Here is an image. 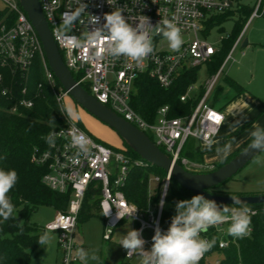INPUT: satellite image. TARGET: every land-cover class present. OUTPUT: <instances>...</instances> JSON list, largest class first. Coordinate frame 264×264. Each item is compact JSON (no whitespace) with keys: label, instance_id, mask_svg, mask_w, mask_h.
I'll return each instance as SVG.
<instances>
[{"label":"built area","instance_id":"1","mask_svg":"<svg viewBox=\"0 0 264 264\" xmlns=\"http://www.w3.org/2000/svg\"><path fill=\"white\" fill-rule=\"evenodd\" d=\"M3 1L11 15L0 21V67H15L26 78V71L38 58L47 91L65 115L62 101L68 96L67 92L57 84L49 69L33 25L17 0ZM39 3L63 61L78 83L85 84L88 92L98 101L146 135H151L153 142L162 146L173 162L195 172L212 168L211 163L190 161L181 155V150L189 138L194 139L200 148H206L208 141L214 144L224 115L207 103V96L223 65L229 59L233 60L232 51L238 39L234 41L217 72L205 81L203 92L190 113L170 117L168 106L163 105L156 110L153 121H149L132 107L130 100L134 94L135 80L140 75H148L161 87L168 88L184 71L200 67L209 61L218 48L199 38L198 32L202 27H207V23L214 16L230 10L233 4L240 8L242 4L239 0H39ZM118 7L124 9L123 15L132 26L138 23L141 15L147 16L153 26L161 19H169L181 28L182 35L192 34L193 37L184 39L178 52L159 50L156 46L162 34L152 29L151 37L155 49L152 54L139 61L123 56L113 58L105 51L104 41H90L89 36L94 27L103 24L104 14ZM251 7L248 19L264 13V0H254ZM92 16L100 17V25L92 24ZM193 89L194 84H188L179 95L180 100H186ZM0 93L10 97L11 90L2 87ZM20 93L22 95L11 106V112H16L19 106L29 108L33 105L32 98L27 97L26 86L21 88ZM74 132L82 133L88 138L87 154L80 152L72 143ZM31 160L45 167L42 182L48 188L70 194L66 208L57 210L43 227L44 231L56 233L60 250L59 264H74L78 260L74 252L77 247L74 232L84 196L91 186L98 188L96 209L103 223L102 238L109 239L116 226L125 219H131L133 223H137L136 229L142 232L150 229V236L142 237L148 248H151L155 228L159 226L162 210L160 204L164 200L165 188L170 179L168 172L162 179L158 203L141 211L126 200L121 188L130 167L147 164L140 159H132L122 149H115L96 140L67 117L65 125L48 133L44 147L33 149ZM155 179L158 182L160 176L155 175ZM251 210L254 214L255 210ZM226 224L208 230L218 234L219 248L227 247L230 241L227 229L224 228ZM208 232L202 233V237L208 239ZM124 256L131 258L133 255L127 256L125 251ZM203 258L204 255L201 259ZM218 261L216 259L214 264Z\"/></svg>","mask_w":264,"mask_h":264},{"label":"trees","instance_id":"2","mask_svg":"<svg viewBox=\"0 0 264 264\" xmlns=\"http://www.w3.org/2000/svg\"><path fill=\"white\" fill-rule=\"evenodd\" d=\"M251 10L252 7L243 5L235 11L238 15L230 34L221 39L220 48L206 62L209 75L214 74L221 65L247 22ZM232 12L228 10L217 15L214 17L215 21L211 20L207 23V28L214 23L225 20L231 16ZM10 15L5 8L0 11V21L5 20ZM197 68L184 71L168 88L161 87L148 75L138 76L134 83V94H132L130 100L132 107L149 121H153L156 110L163 105L168 106L170 117L190 113L200 98L203 89H200L196 96L188 97L184 101L180 100L179 95L184 92L188 84L195 81ZM0 73L2 74L0 90L2 87H8L11 90L10 97L3 96L0 93V169H14L18 174V181L8 194L15 206L13 217L0 224V264H29L31 254L40 246L37 243L39 237L44 234L42 227L30 221V214L39 206L44 205L51 206L56 211L64 210L70 197L69 192L59 193L51 190L42 182L45 167L35 164L31 160V153L35 147L42 148L46 145L48 133L51 130L66 124V116L59 110L53 96L47 91L38 58L33 61L28 71H26V78L15 67H0ZM73 76L75 77V75ZM225 79L234 88L236 94L243 91V87L236 81L229 77ZM57 84L59 83L57 82ZM24 86L27 88V97H31L33 100V105L29 108L19 106L16 112H11L10 108L21 97L20 91ZM82 86L88 91L85 84H82ZM259 115H264V101L261 103ZM255 118L256 116L249 118L236 126L222 141H215L212 148L223 146L227 140L243 133L250 127ZM75 122L81 127L77 121ZM85 131L87 132V130ZM148 136L152 139L151 135ZM251 139V136L245 137L239 143L238 148L215 161L213 168L200 172L211 171L224 164L246 146ZM193 140L191 138L186 141L181 150V155L190 161L202 163L203 154L207 149L200 148ZM122 145L111 146L115 149H122L132 159H139L138 154L123 141ZM159 147L164 151L162 146ZM149 174L160 176L153 193L148 192ZM165 174L166 172L162 169L150 165L130 167L121 188L126 200L133 203L141 211L154 207L159 201L162 191V179ZM217 187L218 185L210 188L209 191L226 195V193L216 189ZM193 195L170 177L164 195L159 226L167 229L171 217L175 214L176 202L191 199ZM97 198L98 188L91 186L84 196L77 217V225L79 222L86 220L91 212L98 214L96 209ZM229 205L232 206V204ZM244 205L255 210V213L251 215L250 235L242 239L228 235L230 239L228 246L219 248V236L215 231L210 230L208 240L215 238L216 244L204 254V258L199 261V264H210L206 261L205 256L214 250L220 253L219 261L216 264H264V203Z\"/></svg>","mask_w":264,"mask_h":264},{"label":"rangeland","instance_id":"3","mask_svg":"<svg viewBox=\"0 0 264 264\" xmlns=\"http://www.w3.org/2000/svg\"><path fill=\"white\" fill-rule=\"evenodd\" d=\"M239 2L242 6L247 7H251L254 4V0H239ZM5 8V2L0 0V11ZM230 10L233 11L230 14L231 16L219 23L212 24L208 28L202 27L201 31L198 32V37L205 39L219 49L221 38L230 34L238 15L235 12L237 11L235 4ZM212 21L215 20L213 19ZM182 36L184 39L193 37L192 34ZM244 40H247L249 44L241 47ZM156 48L159 50H171L163 36L158 39ZM232 57L236 61L231 59L223 65L220 74L214 82L213 89L207 97V103L216 109L222 106L224 114V120L215 141H222L243 120L245 121L254 116L256 118L247 130L235 137V140L233 138L229 139L223 146L204 152L203 163H211L212 168L215 161L238 148L239 143L245 137L250 136L249 133L253 130V126L256 124L260 126V121L264 117V115L258 116L261 109L260 100H264V13L247 20L242 29L240 43L234 48ZM210 77L207 65L203 63L197 68L195 81L193 82L195 89L192 90L189 97L196 96L198 91L203 89L205 81ZM226 77H232L239 83L241 81L247 82L249 85L246 86V89L254 95L246 91L236 94L234 88L226 81ZM62 106L66 117L77 121L96 140L106 144L123 146L122 140L114 130L75 104L70 97L67 96L62 101ZM67 107L73 109L74 115L71 117L67 116L65 111ZM229 143H231V147L227 153L217 152V148H224ZM257 159L261 163H256ZM156 185L155 175L149 174L148 192L153 193ZM216 189L232 195L264 194V152H259L255 155L231 178L219 184ZM55 213L56 210L51 206H39L30 214V221L43 228L53 218ZM224 226L225 229L229 227L228 224ZM102 227V219L95 212H91V215L86 220L78 223L74 232L77 245L74 252L78 260L74 264H141L140 258L136 255L126 258L124 256L125 250L119 245L122 235H125L130 229H136L137 223H133L131 219H125L113 229L109 239L102 238ZM44 233L50 236V241L47 245H40L33 251L29 264H59L60 250L57 246L56 233L48 230L44 231ZM150 234V229H145L142 232L145 238H148ZM145 248L149 249L148 245L145 244ZM80 250L87 252L88 256L81 258L79 255ZM93 254L96 255V260L91 259ZM219 257L220 253L214 250L206 254L205 259L208 263L214 264Z\"/></svg>","mask_w":264,"mask_h":264},{"label":"clouds","instance_id":"4","mask_svg":"<svg viewBox=\"0 0 264 264\" xmlns=\"http://www.w3.org/2000/svg\"><path fill=\"white\" fill-rule=\"evenodd\" d=\"M124 9L117 8L103 16V24L100 25V17L92 16L94 27L90 41H104L105 51L113 58L127 57L134 61L146 58L154 52L151 30L155 29L167 40L169 48L178 52L184 44L181 28L172 20L161 19L155 26L147 16L141 15L138 23L132 26L123 15ZM67 116L74 115L73 109H65ZM239 123V122H237ZM250 148L264 152V127L258 124L253 126L250 132ZM235 140V137H233ZM72 143L79 151L87 154L89 140L84 134H72ZM206 149H212V142L206 143ZM231 143L224 148H217V152L227 153ZM256 163H261L259 159ZM18 181V174L14 169H0V224L13 217L15 206L12 203L9 192ZM232 206L218 204L215 200L206 198L203 194H196L191 199L179 200L175 204V214L166 231H162L157 225L152 237L150 249L145 248L146 241L142 237V230L130 229L122 235L119 245L126 251L127 256L136 255L141 264H199L203 255L215 244V238L208 240L202 237L212 227L227 223L228 235L242 239L250 235L252 210L244 205L239 198L233 196ZM163 200L160 206H163ZM50 236L44 233L39 237L38 244L47 245ZM81 258L88 256L84 250H80ZM91 259L96 260L95 254Z\"/></svg>","mask_w":264,"mask_h":264},{"label":"water","instance_id":"5","mask_svg":"<svg viewBox=\"0 0 264 264\" xmlns=\"http://www.w3.org/2000/svg\"><path fill=\"white\" fill-rule=\"evenodd\" d=\"M17 1L38 35L49 69L59 85L67 92L68 97L86 112L114 130L119 138L138 154L140 160L147 165L168 172L178 185L192 194H203L206 198L215 200L219 204H233L231 198L233 196L239 198L243 204L264 203V194L225 195L209 191L210 188L231 178L259 153V150L250 148L251 141L227 162L211 171H189L180 164L173 162L148 135L98 101L74 79L71 71L63 61L62 54L40 7L39 0ZM246 43L247 40H244L242 46Z\"/></svg>","mask_w":264,"mask_h":264},{"label":"crops","instance_id":"6","mask_svg":"<svg viewBox=\"0 0 264 264\" xmlns=\"http://www.w3.org/2000/svg\"><path fill=\"white\" fill-rule=\"evenodd\" d=\"M243 29V28H242ZM241 33H242V30H241V32L239 33V35L237 36V38L236 39H238L237 40V43H236V45H235V47L240 43V40H241ZM236 39H235V41H236ZM249 44V42L247 41V43L244 45V46H246V45H248ZM244 46H242L241 45V47H244ZM234 47V48H235ZM234 48H233V50H234ZM233 52V51H232ZM224 60V59H223ZM229 60H231V59H229ZM228 60V61H229ZM228 61H226V63L228 62ZM233 61H236V59L233 57ZM223 62V61H222ZM225 63V64H226ZM222 64V63H221ZM221 66V65H220ZM219 66V67H220ZM219 69V68H218ZM217 69V70H218ZM217 72V71H216ZM215 72V73H216ZM261 72H262V70H261ZM214 73V74H215ZM214 74H212V75H214ZM219 74H220V72H219ZM218 74V75H219ZM218 75H217V77H218ZM211 76V75H210ZM229 78H231V79H233L234 81H236L239 85H241L242 87H243V91H246V92H250L252 95H254L251 91H249L248 89H246V86H248L249 84H247V82H243V81H241V83H239L236 79H234V78H232V77H229ZM216 81V80H215ZM214 86V85H213ZM212 89H213V87H212ZM211 89V90H212ZM211 92V91H210ZM210 94V93H209ZM208 97V96H207ZM258 99V98H257ZM259 100V99H258ZM262 101H264V100H260V104L262 103ZM211 105V104H210ZM212 106V105H211ZM221 112H222V106L220 107V108H218ZM223 113V112H222ZM224 115V114H223ZM244 121V120H243ZM242 121V122H243ZM260 126H264V117H262V119H261V121H260ZM115 146H120V145H118V144H115Z\"/></svg>","mask_w":264,"mask_h":264}]
</instances>
